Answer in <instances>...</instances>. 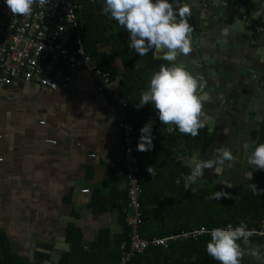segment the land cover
Segmentation results:
<instances>
[{"label": "crops", "instance_id": "1", "mask_svg": "<svg viewBox=\"0 0 264 264\" xmlns=\"http://www.w3.org/2000/svg\"><path fill=\"white\" fill-rule=\"evenodd\" d=\"M180 1L169 0V3ZM242 2L247 7L245 15L264 23V0ZM246 31L259 43H252L255 46L246 50L248 53H241L249 55L243 56L244 59L257 62L259 57L254 49L261 47V37ZM232 52L236 55L239 51L233 49ZM163 55L155 51L154 57L163 59L157 58ZM185 60L183 54L178 53L174 64L182 68ZM111 64L119 67L120 60L113 57ZM115 82L121 96L124 88L119 78ZM208 106L211 108L207 109ZM213 107L217 109L216 102L208 98L203 103L202 119L208 118L216 130L218 119ZM124 108L125 102L121 108L110 94L99 93L95 79L86 71H80L67 89L50 90L17 81L0 92V233L6 236L10 251L24 264L32 258L37 243L40 248L51 245L56 235L60 237L63 232L68 243L67 233L72 227L82 233V251L88 250L101 229H108L111 236L121 233L117 205L126 191L122 134L118 126L122 115L133 126ZM133 119L139 120L142 126L147 124L143 121L145 117ZM147 119L158 122L157 115ZM154 129L159 127L155 125ZM165 132L164 129L154 131L156 135L152 136L160 143H153L151 151L140 154L146 169L151 166L147 164L162 162L156 164L162 175L167 173L163 169L168 165L164 163L167 156L161 150L170 145L159 137ZM192 153L203 157L199 151ZM192 153L176 155L188 169L187 175L195 162L190 160ZM185 176L186 191L205 180L221 183L220 179H215V173L207 169L203 176L192 177L191 173L188 187H185ZM93 197H107L105 202L101 200V208L107 211L95 214L91 207Z\"/></svg>", "mask_w": 264, "mask_h": 264}, {"label": "trees", "instance_id": "2", "mask_svg": "<svg viewBox=\"0 0 264 264\" xmlns=\"http://www.w3.org/2000/svg\"><path fill=\"white\" fill-rule=\"evenodd\" d=\"M79 6L78 20L82 25V46L88 52L96 65L110 72L111 79L119 78L124 88L121 98L125 102V113L132 118V123L140 136L143 127L138 118H151L156 115L151 105H144L137 109L142 92L149 86L151 76L157 72L161 65L170 66L164 59H156L155 50H151L144 56H139L134 49L129 47V33L109 15H103L104 0H75ZM178 1V0H173ZM102 48V49H101ZM117 57L120 66L114 67L111 58ZM144 122H149V119ZM152 121V135L160 129L168 126ZM155 125L159 129H154ZM171 127H174L173 125ZM155 131V133H154ZM162 141L170 143L169 148L163 151L167 158L166 174L162 175L158 165L162 162H152L155 174L150 176L146 172V163L141 160L138 151V163L140 167L139 181L142 189L141 204L143 223L140 227L142 236L147 239L164 237L194 228L205 227L211 230L216 227L232 225L233 228L245 224L247 229L259 228L264 223V192L255 194L252 184L257 189H264V171L254 167L252 179L246 183H238L231 188H223L216 182L203 181L198 185L184 188V176L189 173L182 160L176 159V155L184 156L199 151L205 153L212 143V135L207 132L204 125L196 137L181 134L174 130L172 134H159ZM256 144L264 143V119L259 130L253 133ZM161 141V142H162ZM154 144L160 143L157 138ZM252 146L251 151L255 147ZM151 155V154H150ZM230 194L231 199L220 200L209 197L217 192ZM93 197L92 211L97 214L107 211L101 208V200L105 202L107 197ZM126 207V191L124 197L119 199L117 211L118 222L122 225L120 234L111 236L108 229L98 231L96 240L89 245L88 250L82 251V233L77 228H70L67 233V242L70 251L62 255L58 264H118L123 253L128 251V229L124 224L123 209ZM210 235H204L197 240H178L172 242L168 248H149L145 253L136 255L128 264H218L206 252V244L210 242ZM261 241L264 238L250 237L252 241ZM244 247L242 241H238ZM0 264H24L23 260L10 251L6 236L0 233Z\"/></svg>", "mask_w": 264, "mask_h": 264}, {"label": "clouds", "instance_id": "3", "mask_svg": "<svg viewBox=\"0 0 264 264\" xmlns=\"http://www.w3.org/2000/svg\"><path fill=\"white\" fill-rule=\"evenodd\" d=\"M38 3L41 7L49 0H4V4L13 16H30L33 5ZM103 15H109L119 26L129 33V47L139 56L155 50L162 52L163 59L174 61L178 53L187 56L191 49L192 26L188 18L191 10L187 3L183 6L169 3V0H104ZM199 82L189 71L172 65H161L149 81L148 89L141 94L137 109L144 105H151L155 110L160 124L173 125L165 130L172 134L178 130L181 134L196 137L199 130L204 127L202 119L203 103L207 94H201ZM151 120L140 129L137 151L147 152L153 148ZM245 151L250 145L245 144ZM235 157L224 147L214 150V158L207 161H195L192 165V177L203 176L205 169H214L222 172L226 161H233ZM248 164L264 171V143L255 145L248 153ZM150 176L155 174L153 166L147 167ZM248 179H252L249 173ZM255 194H261L264 189H257L251 185ZM210 199H231L230 194L217 191ZM253 231L248 230L245 224L233 228L216 227L210 231V242L206 244L207 254L218 264H240L245 249L238 241H242L248 254L259 258V246H250L249 238Z\"/></svg>", "mask_w": 264, "mask_h": 264}, {"label": "built area", "instance_id": "4", "mask_svg": "<svg viewBox=\"0 0 264 264\" xmlns=\"http://www.w3.org/2000/svg\"><path fill=\"white\" fill-rule=\"evenodd\" d=\"M78 10L75 0H49L43 7L34 4L30 16H13L4 0H0V92L17 81L50 90L67 89L80 71H86L95 79L99 93L110 94L121 108L124 107L110 72L94 64L91 55L82 46ZM242 19L246 29L264 38V23H258L247 15ZM118 126L122 134V162L126 182L124 224L128 229V251L123 253L118 264H128L134 256L145 253L149 248L166 249L178 240H197L210 235L211 230L199 227L164 237L147 239L142 236V189L136 148L139 137L125 115H122ZM47 142L55 144V141ZM83 192L88 193V190ZM248 230L253 231L251 237L264 238V223L259 228Z\"/></svg>", "mask_w": 264, "mask_h": 264}, {"label": "water", "instance_id": "5", "mask_svg": "<svg viewBox=\"0 0 264 264\" xmlns=\"http://www.w3.org/2000/svg\"><path fill=\"white\" fill-rule=\"evenodd\" d=\"M249 1L254 2V0ZM185 3L190 5L191 16L188 20L193 31L190 37L192 51L187 56L183 55L186 60L182 68L198 80L201 94L206 93L208 98H213L217 105V109L213 107L218 119L216 130L212 128L208 118L204 121L207 132L212 135V143L203 153L202 158H198L197 153H192L190 159L207 161L214 158L219 133L222 135L232 133L235 129L237 132L240 130V125L236 124L239 114L255 119L256 129L260 128L264 119V107H261L264 105V94L259 92V86L264 85V38L260 39L263 49H260L259 45L254 49L259 57L258 61L250 62L247 59L249 55L244 54L248 53L246 50L255 46L252 43L258 40L250 38L251 34L246 31L242 17L246 14L247 7L242 0H193V2L181 0L179 3H173V6L174 8L175 4L183 6ZM233 49L239 52L234 55ZM244 51L245 53L242 54L241 52ZM243 56L247 57L244 59ZM169 62L171 66L174 64V61ZM244 98H248L250 104L242 109L240 101ZM252 102L257 107H253ZM210 108L211 106L207 107V109ZM256 142L257 140L254 141L253 146ZM239 164L245 163L232 165L226 172L217 173L214 169L207 170L214 172L215 179L221 180L220 186L228 189L235 184L246 183L250 180L247 178L249 173L253 174L254 166H250L247 162L245 165L247 169H245ZM189 167L191 168V165ZM191 173L185 176V187H188L190 183ZM65 237V232L60 237L56 235L51 245L47 244L41 248L37 243L32 258L25 264H58L62 255L70 251Z\"/></svg>", "mask_w": 264, "mask_h": 264}, {"label": "flooded vegetation", "instance_id": "6", "mask_svg": "<svg viewBox=\"0 0 264 264\" xmlns=\"http://www.w3.org/2000/svg\"><path fill=\"white\" fill-rule=\"evenodd\" d=\"M260 90L259 92H263L264 94V85L259 86ZM248 98H244L240 101V103L242 104L240 107L245 108V105H249L250 102L248 103ZM250 100V98H249ZM252 101V100H251ZM251 105L253 107H257V105L255 106V104L252 102ZM261 107H264L261 106ZM243 111V110H241ZM236 124L240 125V130L237 132V130H233L232 133L225 134L223 133L221 135V133H219L217 135L218 139V147H224L227 148L232 155L235 157V159L233 161H226L225 164L223 165V170L222 172H226L228 170L229 167H231L232 165H238V163H245L243 165H240V167H243L245 169H247L246 163L248 162V153L251 152V148L254 144V138H253V133L256 130V120L255 119H251L249 116L244 115H240L236 118ZM235 124V125H236ZM239 141V144H238ZM248 144L250 145V147L248 148V150L245 153V149H244V145ZM245 174V173H244ZM243 173H240V175H244Z\"/></svg>", "mask_w": 264, "mask_h": 264}, {"label": "rangeland", "instance_id": "7", "mask_svg": "<svg viewBox=\"0 0 264 264\" xmlns=\"http://www.w3.org/2000/svg\"><path fill=\"white\" fill-rule=\"evenodd\" d=\"M238 174H240V173H238ZM250 246H259L260 257L259 258H255V257L250 256L248 254V249L245 248V246H244L242 248L245 249V254L241 258L240 264H264V248H263L262 243L254 240V241H252L250 243Z\"/></svg>", "mask_w": 264, "mask_h": 264}]
</instances>
